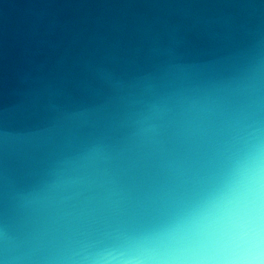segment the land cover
<instances>
[{"label": "clouds", "instance_id": "9594fccd", "mask_svg": "<svg viewBox=\"0 0 264 264\" xmlns=\"http://www.w3.org/2000/svg\"><path fill=\"white\" fill-rule=\"evenodd\" d=\"M207 56L149 26L0 128V264H264V21Z\"/></svg>", "mask_w": 264, "mask_h": 264}, {"label": "water", "instance_id": "95a60500", "mask_svg": "<svg viewBox=\"0 0 264 264\" xmlns=\"http://www.w3.org/2000/svg\"><path fill=\"white\" fill-rule=\"evenodd\" d=\"M264 21V0H0V128L49 85L71 88L80 64L122 56L141 30L177 25L186 56L228 43L230 23Z\"/></svg>", "mask_w": 264, "mask_h": 264}]
</instances>
